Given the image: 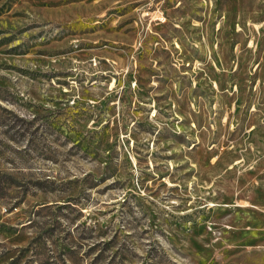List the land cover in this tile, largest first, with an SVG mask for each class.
I'll return each instance as SVG.
<instances>
[{
    "label": "rangeland",
    "instance_id": "obj_1",
    "mask_svg": "<svg viewBox=\"0 0 264 264\" xmlns=\"http://www.w3.org/2000/svg\"><path fill=\"white\" fill-rule=\"evenodd\" d=\"M0 264H264V0H0Z\"/></svg>",
    "mask_w": 264,
    "mask_h": 264
}]
</instances>
